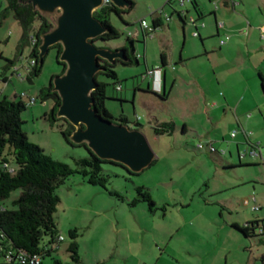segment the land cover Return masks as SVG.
<instances>
[{
    "label": "rangeland",
    "instance_id": "obj_1",
    "mask_svg": "<svg viewBox=\"0 0 264 264\" xmlns=\"http://www.w3.org/2000/svg\"><path fill=\"white\" fill-rule=\"evenodd\" d=\"M133 1L135 7L130 13L122 17L114 13L110 16L111 25L121 36L108 42L98 40V47L116 50L117 46L124 44L131 51L128 31L135 30L142 19L151 25L152 13L156 10L165 7L167 12L171 11L170 5H166L167 0ZM187 6L191 4L174 7L183 11ZM5 7L6 0H0V12ZM124 20L133 26L127 28ZM38 26L39 22H36L35 31ZM21 34V27L12 14L0 20V87L5 88L1 79L5 74L11 82L5 95L9 99L22 92L37 97L41 88L48 86L53 76L62 74L63 69L53 48L46 56L42 73L30 83L26 79V67L31 47L26 46L19 55ZM6 60H16L15 67L19 71L13 70V74L11 69L5 71ZM131 69L137 68L120 66L116 70L123 78L122 71ZM18 72L22 74L20 77ZM99 79L111 83L104 76ZM37 100L22 114L23 128L29 140L38 144L51 158L75 167L76 159L88 156L86 147L67 143L60 131L52 128L45 117L52 107V101L41 103ZM107 105L114 112L113 118H118L122 111L121 104ZM124 109L133 122V104H124ZM171 109L175 115V104ZM143 121L146 124V120ZM131 124L129 126L132 128H140L135 123ZM143 133L156 154V164L139 174H130L122 167L106 164L102 166L104 174L108 176L106 187L89 184L82 175L75 174L58 189L61 202L55 219L58 233L64 240L52 256L43 260V264H54L55 259L63 264L71 262L68 247L72 241L69 235L72 229L78 230L79 254L84 264H136V253L140 249L152 253L154 240L164 236L169 240L172 233L174 239L169 248L183 246L184 242L187 247L200 248L201 259L196 264H264V235L247 237L233 226L236 222L245 226L246 222L259 220L264 215V207L261 211H252L250 206H244L241 202L251 195L254 186L264 191L262 183H255L264 174H260L257 168L245 165L228 168L219 158L223 157L229 162L232 157L238 165L237 140L229 144L230 149L226 143L225 147L216 144L217 152L211 153L197 148L199 139L193 133L182 136L177 132L172 136H160L158 140L147 128ZM260 142L264 152V139ZM243 150L240 146L241 154ZM249 178L254 181L247 182ZM138 187H144L150 193L153 206L142 201L137 193ZM115 192L118 195L112 194ZM18 194L19 191H15L12 197ZM135 199L141 202L132 204ZM3 206L11 208L12 198L0 201V207ZM180 224L184 226L178 232ZM48 241L46 237L43 243ZM0 264H7L1 255Z\"/></svg>",
    "mask_w": 264,
    "mask_h": 264
},
{
    "label": "crops",
    "instance_id": "obj_2",
    "mask_svg": "<svg viewBox=\"0 0 264 264\" xmlns=\"http://www.w3.org/2000/svg\"><path fill=\"white\" fill-rule=\"evenodd\" d=\"M214 1L219 3L217 9ZM189 3L191 6L185 7L184 14L174 4L170 5L171 11L167 12L165 7L160 9L161 13L154 11L152 34L143 30L140 22L135 30L128 31L133 36V50L124 44L115 49L127 48L128 54L136 59L131 65L118 64L115 70L120 66L137 69L122 71L123 78L116 70L121 90L109 86L106 105L120 103L122 111L115 119L126 117L127 125L139 124L143 132L147 128L156 140L177 132L182 136L193 133L199 144L211 143L216 148V144L225 147L226 143L228 149L237 140L240 163L236 165L232 157L229 162L219 157L223 166L245 165L264 174V152L260 148V140L264 139V0H191ZM124 21L127 28L133 26ZM195 31L197 37L193 35ZM156 68L161 70L160 92L154 90L153 77L149 74ZM8 86L2 89L3 95ZM128 103L133 104V122L124 109ZM174 104L175 115L171 113ZM106 108L113 116L112 108L108 105ZM163 125H169L172 132L157 134L154 127ZM205 149L204 152H210ZM258 182L264 185V176L257 178L255 183ZM241 202L252 211L254 207L261 211L264 191L254 186L251 195ZM258 219L264 220V215ZM183 226H178V232ZM173 235L169 240L166 236L155 239L152 253L140 249L136 264L199 263L200 248L187 247L186 242L169 248Z\"/></svg>",
    "mask_w": 264,
    "mask_h": 264
},
{
    "label": "trees",
    "instance_id": "obj_3",
    "mask_svg": "<svg viewBox=\"0 0 264 264\" xmlns=\"http://www.w3.org/2000/svg\"><path fill=\"white\" fill-rule=\"evenodd\" d=\"M27 1L6 0V7L0 12V20L6 19L9 14H12L14 19L19 23L22 34L18 43V53L21 55L22 50L26 46L31 47L28 61L33 59L35 64L26 73V79L30 83H33L34 78L42 73L46 60L45 57L43 63H41L38 57L42 36L53 29L54 25L34 9L31 4H27ZM130 1L131 6L128 9H120L110 3L94 12L95 18L107 29L106 34L96 39V41L102 40L108 42L121 36L118 30L111 25L110 16L114 13L122 17V15L130 13L135 7V2L133 0ZM167 4L171 5L169 1ZM36 22H39V26L35 31L34 24ZM127 39L130 46L133 47V37L128 36ZM53 48L56 49L58 60L62 46L57 44L51 47L50 50ZM128 57L129 60L127 62L117 60L114 64L100 60L103 70L97 74L98 86L92 92L94 98L93 107L98 113L103 118L122 124H128L126 117L113 118L105 105L108 87L113 85L117 89L121 84L118 82L115 70L116 66L118 64L131 65L136 59L132 54H128ZM15 61L6 60L7 64L4 70H14ZM59 63L63 66V73L66 66L62 62ZM100 76L106 77L111 83L101 81L99 79ZM1 77L5 87L8 86L7 84L10 83L9 78L5 74H2ZM54 77L51 78L48 86L41 88L38 96L35 98L39 99L41 103L47 100L52 101V107L45 117L52 128L55 127L60 131L67 143L74 145L69 137L75 128L64 118L58 119L56 115L61 100L57 92L53 91L51 83ZM20 94H16L14 98L9 99L2 94L0 87V201L12 198L11 208L0 207V244L17 252L38 255L41 258L40 264H43V260L48 256H52L59 244L64 240L58 233L55 219L57 207L61 202L57 191L62 184L70 176L80 174L89 184L106 187L108 176L104 174L102 166L106 164L122 168L124 166L109 160L99 159L87 149L85 144H82V146L86 147L88 156L76 159L75 167H71L64 162L48 156L38 144L29 140L23 128L24 121L22 120V114L32 106L27 102L31 95L26 93L27 97H21ZM32 97L34 96L32 95ZM137 125L140 126L139 124ZM154 130L157 134H170L172 132L169 125L156 126ZM156 161L152 165L156 164ZM5 164H7V167L4 166ZM15 191H19V194L13 198L12 194ZM137 193L142 201L145 200L150 206L154 205L150 193L144 187H138ZM112 194L118 195L116 192ZM138 202L141 201L135 199L132 204ZM263 222L264 220H255L246 223L245 226L238 224H234L233 226L245 236L250 237L257 234L264 235ZM69 235L72 240L68 247L71 262L64 264H84L79 254L80 250L77 242L79 237L78 230H70ZM46 237L49 238V241L43 243ZM0 255L3 256L1 252ZM54 264L63 263L61 260L55 259Z\"/></svg>",
    "mask_w": 264,
    "mask_h": 264
},
{
    "label": "water",
    "instance_id": "obj_4",
    "mask_svg": "<svg viewBox=\"0 0 264 264\" xmlns=\"http://www.w3.org/2000/svg\"><path fill=\"white\" fill-rule=\"evenodd\" d=\"M109 1L120 9L131 6L130 0ZM27 4L55 24L42 36L40 62L43 63L51 47L62 46L58 61L66 69L51 84L61 100L58 119L64 118L75 128L70 141L85 144L99 159L119 163L132 174L151 167L156 154L143 131L103 118L93 107L96 77L103 70L100 60L110 64L129 60L125 48L112 50L96 45V39L106 34L107 29L94 12L104 6L105 0H28Z\"/></svg>",
    "mask_w": 264,
    "mask_h": 264
},
{
    "label": "built area",
    "instance_id": "obj_5",
    "mask_svg": "<svg viewBox=\"0 0 264 264\" xmlns=\"http://www.w3.org/2000/svg\"><path fill=\"white\" fill-rule=\"evenodd\" d=\"M168 1L171 3V5L174 4L177 6H184L186 3L191 2V0H168ZM110 3L111 2L109 0H105L104 5H107ZM218 4L219 3L217 1H214V3H213V5L216 9L218 8ZM161 12H162V10H158L156 13H161ZM184 13H185V11H183V14ZM167 20H169V17H167ZM193 21L194 20L192 19V22ZM140 27L150 34H152L155 31V27L153 25H149L145 20L140 21ZM193 35L195 37H197L199 34L197 31H195L193 33ZM128 36L133 37L131 33L128 34ZM27 63H28V65L26 67V72H28L30 70V68L35 64V61L32 59V60H29ZM14 71L15 72L19 71V68L14 67ZM160 73H161V70L159 68H156V69L149 72V74L153 77V82H154L153 87H154V90L156 92L161 91V81L159 80ZM21 75L19 73L18 76L20 77ZM117 90L120 91L121 87H117ZM20 96L21 97H27V94L21 93ZM28 99L29 100L27 102L30 106H33L37 102V99L35 97H32V96L29 97ZM232 136H235V133H233ZM197 148L200 150L208 148V150L210 152L216 151L215 147L211 143H200V144H198ZM4 166L7 167V164H5ZM253 211H259V207H254ZM0 252L2 253L7 264H15V263L16 264H40V262H41V258L38 255H31V254L28 255L27 253H24V252H17V251H14L13 249L6 248L5 246H3L1 244H0Z\"/></svg>",
    "mask_w": 264,
    "mask_h": 264
}]
</instances>
